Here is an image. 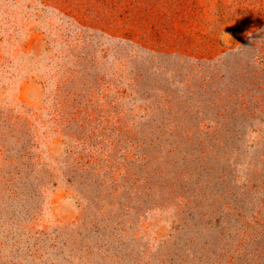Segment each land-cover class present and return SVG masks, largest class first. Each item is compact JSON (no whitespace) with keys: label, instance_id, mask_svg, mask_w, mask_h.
I'll return each mask as SVG.
<instances>
[{"label":"rangeland","instance_id":"obj_1","mask_svg":"<svg viewBox=\"0 0 264 264\" xmlns=\"http://www.w3.org/2000/svg\"><path fill=\"white\" fill-rule=\"evenodd\" d=\"M0 264H264V0H0Z\"/></svg>","mask_w":264,"mask_h":264}]
</instances>
